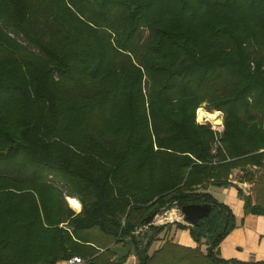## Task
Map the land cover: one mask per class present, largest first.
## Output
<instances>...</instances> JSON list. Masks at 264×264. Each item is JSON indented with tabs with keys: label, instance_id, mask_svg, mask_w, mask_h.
I'll return each mask as SVG.
<instances>
[{
	"label": "trees",
	"instance_id": "trees-1",
	"mask_svg": "<svg viewBox=\"0 0 264 264\" xmlns=\"http://www.w3.org/2000/svg\"><path fill=\"white\" fill-rule=\"evenodd\" d=\"M203 105L225 114L217 156ZM8 167L36 196L30 220L0 204V264H125L112 248L128 241L140 264H264L221 258L236 219L208 192L236 187L264 218V196L231 179L264 178V0H0L1 181ZM188 205L212 212L156 225ZM22 219L39 243L16 234Z\"/></svg>",
	"mask_w": 264,
	"mask_h": 264
},
{
	"label": "rangeland",
	"instance_id": "rangeland-1",
	"mask_svg": "<svg viewBox=\"0 0 264 264\" xmlns=\"http://www.w3.org/2000/svg\"><path fill=\"white\" fill-rule=\"evenodd\" d=\"M36 53H39L37 50H34ZM204 111V112H207L209 114H216V113H219L220 114V117L221 118H224L225 117V114L223 112H209V109L206 107V105H203L198 111H197V118H196V122L198 125L200 126H209L212 128L213 130V133H214V136H215V139H216V143L214 144V148H213V155L214 156H217L218 155V149L220 148V144L221 141H222V137H224L225 135V129H224V125L223 126H215V122L212 121V120H208L207 118L205 119L204 122L202 121H199V118H198V114L200 111ZM214 122V123H213ZM66 135L70 136L68 133H65ZM66 139V138H65ZM216 149V150H215ZM10 171H5L4 173L5 174H10L11 172H15V174L12 175V179L9 180H6V181H1L0 180V204L2 206H5L6 209H8V207L10 208H14V207H18L20 204H22V206L26 207L24 210L26 212V216L28 217V220H30L32 217H34V201L33 199L27 197V195H31L32 194L34 196H36V192L34 191H31V190H28L26 189L28 186H23V185H28L30 184L29 182H25L24 184H22V187H17L16 185V180L18 177L17 175H19V170L18 169H15L14 167H8ZM253 171H257L256 169H253ZM257 177L254 179L253 182H247V183H242L241 181L242 180H245V173L244 171L242 170H236L231 179L233 181V183H236V185L243 191L244 193V196L245 197H252L254 202L257 200V197L258 196H264V178L262 177L261 173H256ZM225 189L227 188H219V187H216V186H212L209 188L208 192L215 198L216 201H219L220 204H224L222 202H224L227 197L225 196L224 192H225ZM25 192H24V191ZM44 194L43 195V198L45 200V202L49 203L50 205H52L54 202H53V199H51L50 197L52 196V194L50 193L49 190L46 191V193H42ZM18 196H23L25 199H26V203H22V198H18ZM42 199V197H41ZM69 199L71 198H66V202H67V210H71L72 212L76 213V214H79L81 213L82 209L80 211L76 210L73 203H72V207L69 203ZM75 202L81 204V202L76 199L74 200ZM40 202V201H39ZM38 204V203H37ZM30 206V207H29ZM42 206V200H41V205ZM81 207L83 208L82 204H81ZM11 211V210H10ZM232 213L234 214L235 216V213L233 211V209H231ZM12 212H14V210H12ZM11 214V213H10ZM2 216V215H0ZM235 219L237 221V218L235 216ZM28 220L27 222H23V219L20 223L18 224H15V227H16V234L17 235H24L27 236L25 237V239L23 238V241L26 243H30V242H33L36 240L38 241L37 243H39V238L34 236L33 233H28L26 231L27 227H30V229H32V231H34L33 229V226H29L28 224ZM175 223H181L183 225H186V226H190L188 225V223L186 222L184 216L182 215V213L178 210V209H175V210H172V211H169V212H166L164 215H161V216H158L157 219H156V225L158 226H163V225H174ZM7 223H5V221L3 220L1 222V225L2 226H5ZM65 225V224H64ZM67 225V223H66ZM65 225V226H66ZM172 229L170 230L171 233V237L174 238V240L176 242H179L180 241H185L186 239L188 240H194L193 237L191 236V233L189 230H187V234L188 235H184L183 237L181 236V233L183 232L182 230L180 231H177L174 227H171ZM16 237H18L15 233H13ZM186 236V237H185ZM182 237V239H181ZM194 243H196L194 241ZM159 243L157 242L156 243V246H154V248L151 250V252H153V250H155L157 247H158ZM197 245V244H196ZM198 246V245H197ZM196 246V247H197ZM203 252L206 253L207 250H206V247L204 246L203 247ZM222 259H224L222 257V255H220ZM79 258V257H78ZM227 260V259H225ZM84 261V260H83ZM238 261V260H237ZM85 264V262H84Z\"/></svg>",
	"mask_w": 264,
	"mask_h": 264
},
{
	"label": "crops",
	"instance_id": "crops-1",
	"mask_svg": "<svg viewBox=\"0 0 264 264\" xmlns=\"http://www.w3.org/2000/svg\"><path fill=\"white\" fill-rule=\"evenodd\" d=\"M224 194L227 199L222 203L233 209L237 221L236 228L221 244L222 257L227 260L250 263L264 262V218L245 213V202L240 198L236 187L225 189ZM187 233V231H183L181 236L188 235ZM179 244L190 248L197 246L191 239L180 241ZM112 250L115 253L116 261L127 258L125 264H140L135 245L131 241L118 244ZM59 264L67 263L61 262Z\"/></svg>",
	"mask_w": 264,
	"mask_h": 264
},
{
	"label": "water",
	"instance_id": "water-1",
	"mask_svg": "<svg viewBox=\"0 0 264 264\" xmlns=\"http://www.w3.org/2000/svg\"><path fill=\"white\" fill-rule=\"evenodd\" d=\"M224 118H219L215 121V126H223ZM212 212V206L210 205H188L184 206L181 210L186 222L190 226L198 225L199 221L208 217Z\"/></svg>",
	"mask_w": 264,
	"mask_h": 264
},
{
	"label": "bare ground",
	"instance_id": "bare-ground-1",
	"mask_svg": "<svg viewBox=\"0 0 264 264\" xmlns=\"http://www.w3.org/2000/svg\"><path fill=\"white\" fill-rule=\"evenodd\" d=\"M198 118H199V121H202V122H204L206 118L208 120H212V121L215 122V121H217L220 118V114L219 113L209 114V113L204 112V111L201 110L199 112V114H198ZM76 204L78 205V207L74 205L75 209L80 211L82 209L81 204H79L77 202H76Z\"/></svg>",
	"mask_w": 264,
	"mask_h": 264
},
{
	"label": "built area",
	"instance_id": "built-area-1",
	"mask_svg": "<svg viewBox=\"0 0 264 264\" xmlns=\"http://www.w3.org/2000/svg\"><path fill=\"white\" fill-rule=\"evenodd\" d=\"M216 150V149H215ZM214 152V151H213ZM215 153V152H214ZM147 229V227H143L139 232L136 234H140L144 232ZM67 264H84V261L81 258L75 257L72 260L68 261Z\"/></svg>",
	"mask_w": 264,
	"mask_h": 264
},
{
	"label": "snow or ice",
	"instance_id": "snow-or-ice-1",
	"mask_svg": "<svg viewBox=\"0 0 264 264\" xmlns=\"http://www.w3.org/2000/svg\"><path fill=\"white\" fill-rule=\"evenodd\" d=\"M72 203H73V205H75V206H77V207H78V205L76 204V202H75V201H72Z\"/></svg>",
	"mask_w": 264,
	"mask_h": 264
}]
</instances>
